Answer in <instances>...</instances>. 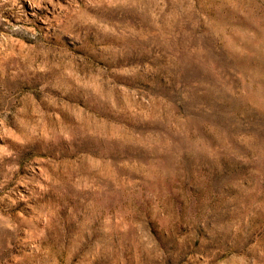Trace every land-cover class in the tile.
<instances>
[{
  "label": "rangeland",
  "instance_id": "374dc122",
  "mask_svg": "<svg viewBox=\"0 0 264 264\" xmlns=\"http://www.w3.org/2000/svg\"><path fill=\"white\" fill-rule=\"evenodd\" d=\"M0 264H264V0H0Z\"/></svg>",
  "mask_w": 264,
  "mask_h": 264
}]
</instances>
